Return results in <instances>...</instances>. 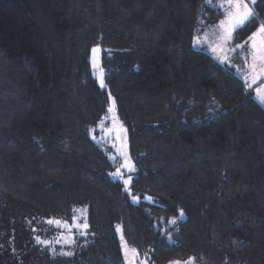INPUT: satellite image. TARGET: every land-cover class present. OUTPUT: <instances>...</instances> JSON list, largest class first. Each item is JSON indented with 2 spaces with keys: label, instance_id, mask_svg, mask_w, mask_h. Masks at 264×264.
<instances>
[{
  "label": "trees",
  "instance_id": "16d2710c",
  "mask_svg": "<svg viewBox=\"0 0 264 264\" xmlns=\"http://www.w3.org/2000/svg\"><path fill=\"white\" fill-rule=\"evenodd\" d=\"M212 1L0 0V264H124L117 226L149 264H264V108L191 46L221 18ZM110 100L136 166L128 188L152 202L109 177L95 128ZM78 209L88 227L72 244L43 241L45 222Z\"/></svg>",
  "mask_w": 264,
  "mask_h": 264
},
{
  "label": "rangeland",
  "instance_id": "374dc122",
  "mask_svg": "<svg viewBox=\"0 0 264 264\" xmlns=\"http://www.w3.org/2000/svg\"><path fill=\"white\" fill-rule=\"evenodd\" d=\"M245 2L249 4L255 14V10L257 11L255 8L257 0H255L254 4L251 3V0H245ZM260 3L261 1H258V4ZM210 5L221 13V18L216 23L209 25H203V22H200L199 28L192 36V48L201 49L219 64L230 67L234 74L243 81L244 85L248 89H251L254 99L264 108V104L260 103L257 95L258 91L264 93V76H257L254 80L253 75L250 72L251 48L248 43L249 37L242 42H236L234 38V32L237 30L236 29L233 31L232 39L230 41L226 43L222 41L219 38L223 35L220 24L221 21H225L227 19L229 5L227 0H213L210 2ZM237 45H241L242 47H237ZM93 49H97V51L93 53ZM93 49L91 51L92 72L97 85L102 89L104 86L101 87V81H103V71L100 62L101 51L99 47H95ZM110 108L112 109L111 111H109ZM102 119L101 123L95 128V131H98V141H100L102 145H105L103 146V149L109 153V158L117 164L116 169L109 175V177L111 180L120 181L123 184L124 190L127 194H129L133 203H137L139 201L152 202V198L146 194L132 193L128 188L130 183L128 185L124 184V180L130 179L131 182L136 171V166L129 153L128 133L117 120L115 109L111 100L109 101L106 113ZM125 164L129 165L134 170L129 171L127 167H124ZM117 168L120 169V176L114 175ZM45 223L51 237H49V240L43 241L50 242L51 245L58 246L59 248H64L72 244V233L79 230L85 231V228H83L82 225L86 223V212L85 209H78L69 223L62 222L60 225H56L55 223L49 224L48 221ZM68 226H70V230ZM117 227L115 228V234L121 250L123 263L149 264L146 259L139 258L135 252L125 244L121 229L120 231H117ZM185 262H181L179 264H185Z\"/></svg>",
  "mask_w": 264,
  "mask_h": 264
},
{
  "label": "snow or ice",
  "instance_id": "6c2138e0",
  "mask_svg": "<svg viewBox=\"0 0 264 264\" xmlns=\"http://www.w3.org/2000/svg\"><path fill=\"white\" fill-rule=\"evenodd\" d=\"M229 5L227 11V19L225 21H221L220 27L223 31V35L219 38L225 43L232 39V33L234 30L239 29L241 26L245 25L246 22H249L251 18L254 17V12L252 8L249 6L245 0H227ZM251 3L254 4L255 0H251ZM248 43L251 48L250 57H251V66L250 72L253 75V79L255 80L257 76H264V24H261L257 31L253 32L251 36L248 38ZM237 47H242L241 45H237ZM215 50V49H214ZM222 50V48H221ZM97 49H93V53H95ZM103 81H101V87H103ZM259 101L261 104H264V93H257ZM112 109L110 108L109 111ZM114 159V158H113ZM124 167H127L129 171H133L129 165L125 164ZM115 176H120V169L117 168ZM130 183V179L124 180V184L128 185ZM183 212H181V216ZM49 224L55 223L56 225H60L62 222L57 221H48ZM170 223H175V221H170ZM69 230H70V226ZM83 228H87V223L82 225ZM117 231H120L119 226L117 227ZM39 243H44L43 241H38ZM67 254V253H66ZM174 264H179V262H174ZM185 264H193V260L185 262Z\"/></svg>",
  "mask_w": 264,
  "mask_h": 264
},
{
  "label": "crops",
  "instance_id": "0c3cea01",
  "mask_svg": "<svg viewBox=\"0 0 264 264\" xmlns=\"http://www.w3.org/2000/svg\"><path fill=\"white\" fill-rule=\"evenodd\" d=\"M261 24H264V22H262ZM261 24H260V25H261ZM260 25H259V26H260ZM250 36H251V35H250ZM251 92H252V91H251ZM252 94H253V92H252Z\"/></svg>",
  "mask_w": 264,
  "mask_h": 264
}]
</instances>
